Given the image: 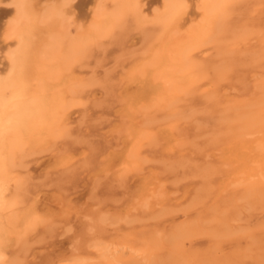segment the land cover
<instances>
[{"label": "bare ground", "instance_id": "obj_1", "mask_svg": "<svg viewBox=\"0 0 264 264\" xmlns=\"http://www.w3.org/2000/svg\"><path fill=\"white\" fill-rule=\"evenodd\" d=\"M244 3L254 7L234 22ZM263 14L264 0H0L3 264H20L13 248L25 247L46 223L36 211H18L24 182L15 169L30 152L67 135L66 112L86 87L73 74L75 65L93 44L130 22L144 34L146 48L130 76L142 92L127 110L130 117L143 114L146 126L128 131L132 146L124 159L144 175L142 206L148 210L150 200L154 204L136 220L92 219L94 235L123 221L141 225L123 235L121 244L97 237L79 242L74 255L59 263L264 264V220L235 225L245 210L264 214V25L258 23ZM254 39L258 44L249 46ZM206 49H212V59L198 60ZM244 68L259 72L244 87L250 96L243 91L244 97L225 98L222 85ZM160 114L165 120L158 127L164 126L166 135L155 127ZM206 114L216 131L210 141L222 146L223 154L199 163L176 152L188 145L185 131L200 130L198 117ZM149 150L162 160L148 171ZM180 214L184 219L177 221ZM197 239L204 242L195 245ZM82 249L87 256L80 255Z\"/></svg>", "mask_w": 264, "mask_h": 264}, {"label": "rangeland", "instance_id": "obj_2", "mask_svg": "<svg viewBox=\"0 0 264 264\" xmlns=\"http://www.w3.org/2000/svg\"><path fill=\"white\" fill-rule=\"evenodd\" d=\"M253 7L248 3L239 5L233 21L248 15ZM258 23L264 25V14L259 17ZM73 33L76 34L75 29ZM257 40L249 42V46H256ZM144 41V34L130 22L126 27L117 29L112 36L93 44L86 57L73 69V74L86 87L66 112L67 135L52 142L48 148L30 152L23 160L22 168L15 169V176L24 182V204L18 211H36L46 220L30 235L25 247L13 248L18 253L20 264H60V260L74 255V247L79 242L84 245L95 237L121 244L123 235L141 224L129 225L123 221L118 226L106 225L105 231L94 235L90 231L91 220L103 215L136 220L145 214L140 210L148 212L154 204V200H150L148 210L142 206L146 200L140 199L145 184L144 175L130 170L124 159L125 152L132 146L128 131L146 126L143 114L130 117L127 110L130 99L142 92V85L137 80H131L130 76L144 60ZM212 57V49L196 56L202 61H209ZM256 74L259 72L251 68L231 74L222 85L224 97L250 96L244 87L247 89L254 83ZM243 91L244 96L241 95ZM158 118L160 121L155 123V127L166 135V128L158 127L164 124V115L160 114ZM197 125H202V128L190 127L185 131L188 145L176 153L185 154L199 163L216 161L222 156L223 147L210 141L216 132L214 120L207 114L200 115ZM147 152L150 156L149 171L155 169L162 159L155 150ZM190 183L184 182L182 187ZM249 211L245 210L235 222L237 227L246 228L264 220V214L252 215ZM183 219L182 214L178 215L177 221ZM203 242V239H197L195 245ZM129 253L125 250V257H130ZM80 255L87 256L86 250L82 249Z\"/></svg>", "mask_w": 264, "mask_h": 264}, {"label": "clouds", "instance_id": "obj_3", "mask_svg": "<svg viewBox=\"0 0 264 264\" xmlns=\"http://www.w3.org/2000/svg\"><path fill=\"white\" fill-rule=\"evenodd\" d=\"M5 257L2 253H0V264H3Z\"/></svg>", "mask_w": 264, "mask_h": 264}]
</instances>
